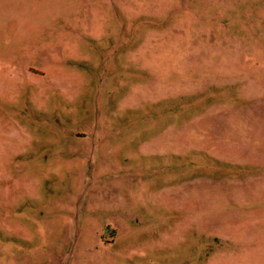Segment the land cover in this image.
<instances>
[{
	"label": "rangeland",
	"instance_id": "374dc122",
	"mask_svg": "<svg viewBox=\"0 0 264 264\" xmlns=\"http://www.w3.org/2000/svg\"><path fill=\"white\" fill-rule=\"evenodd\" d=\"M0 264H264V0H0Z\"/></svg>",
	"mask_w": 264,
	"mask_h": 264
}]
</instances>
